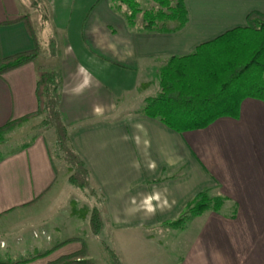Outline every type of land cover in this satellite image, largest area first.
Segmentation results:
<instances>
[{"label":"crops","instance_id":"1","mask_svg":"<svg viewBox=\"0 0 264 264\" xmlns=\"http://www.w3.org/2000/svg\"><path fill=\"white\" fill-rule=\"evenodd\" d=\"M184 1L188 22L172 33L140 31L142 19L130 28L111 0H94L73 13L61 11L56 25L60 37H52L36 61L0 77V128L38 111L37 69H55L62 80V120L101 192L102 215L112 231H121L124 241L137 238L157 245L145 231L175 220L198 193L212 189L227 200L218 211L192 217L175 229L181 232L172 249L179 255L168 257L175 264H264V102L248 98L238 118L222 117L184 133L141 112L146 98L160 89L165 60L246 26L250 13L264 12V0ZM36 12L32 0H0V23L25 14L32 18ZM35 32L41 48L48 32L36 27ZM35 47L24 21L0 25V59ZM155 76L156 92L148 85ZM108 80L120 81L123 90L143 87L142 108L116 116L128 104ZM22 144L0 146L2 235L15 214L48 202L56 183L46 140ZM48 189L41 201L26 206ZM188 224L194 225L192 232Z\"/></svg>","mask_w":264,"mask_h":264},{"label":"trees","instance_id":"2","mask_svg":"<svg viewBox=\"0 0 264 264\" xmlns=\"http://www.w3.org/2000/svg\"><path fill=\"white\" fill-rule=\"evenodd\" d=\"M155 6L142 11L140 0H111V7L123 13L130 28H136L137 17L142 14L140 31L172 33L184 27L189 19L184 0H152ZM124 7L127 12H124ZM29 15L25 14L0 25L24 21L34 38L33 50L0 59V77L7 72L37 60L40 44ZM160 89L155 96L146 98L142 113L157 119L170 129L184 133L206 128L222 117L238 118L244 100L248 98L264 102V12H252L247 17L246 26L226 31L213 40L204 42L185 55H172L159 70ZM60 74L55 69L39 66L37 69L36 93L39 109L22 119L8 122L0 128V146L7 140V133L16 125L43 115V125L51 126L56 133V145L73 172L69 181L84 190H92L95 184L85 160L76 152L70 142L68 127L61 113ZM52 160L54 155L50 149ZM0 153V161H1ZM56 181L59 170L53 160ZM50 189L42 193L26 206L41 201ZM227 200L223 195L205 189L191 199L178 218L165 223L174 229L182 228L187 220L209 210L218 211ZM103 202V200H102ZM102 210L92 209L90 224L92 232L99 235L103 228ZM82 241L81 249L62 255L47 264H96L89 258L87 243L77 237L65 239L62 243L35 255L16 260L0 258V264H26L45 258L63 244ZM112 264H123L120 257L108 248Z\"/></svg>","mask_w":264,"mask_h":264},{"label":"rangeland","instance_id":"3","mask_svg":"<svg viewBox=\"0 0 264 264\" xmlns=\"http://www.w3.org/2000/svg\"><path fill=\"white\" fill-rule=\"evenodd\" d=\"M93 1L32 0V4H34V8H37V12L32 18L28 15L30 16L29 19L32 22L34 30L36 27L37 30L41 28V30L48 32L44 38V42L41 43L40 52L42 49L43 51L47 49L46 46L50 44L49 42L52 37L55 39L60 37V33H57V26L59 25L57 21L61 11H69V13L72 11L73 13L74 11L82 10L86 4ZM140 5L142 11L155 6L152 0H140ZM123 11L127 12L128 10L124 7ZM141 19L142 14L138 15L137 24L141 23L139 21ZM116 74L118 75V73ZM108 83L117 92L120 90L122 94L120 97L128 104V107L121 109L116 116H122L142 108V98L139 96V92H142L143 87H140L137 91H131V89L129 91L128 89L123 90L119 88L120 81L108 80ZM148 85L150 89L156 92L155 90L158 88L156 76L154 77V81L150 80V84ZM151 94L155 96L157 93ZM38 117L37 119L34 117L27 120L20 127L17 126L19 129L12 128L7 133L6 142H15L17 143V147L21 148L23 142L30 143L39 139H45L54 155L53 160L59 170L58 178L48 202L43 206L39 204L24 210L20 214H15L13 219L10 220L12 222L6 225L9 228L7 229V233L5 235L0 233V258L16 260L21 257L35 255L37 252H44L62 243L67 238L77 237L87 243L89 258L96 264H112L108 248L117 253L123 264H175V260L172 257L170 258V256L168 257V254L179 255L177 252L174 254L172 247L177 241L176 233L181 231L171 229L172 227L162 226L145 231L146 235H153L157 239V245L149 244L147 240L141 239L137 241V238L124 241L123 233L121 231H112L107 218H104V216L102 219L104 225L101 233L95 235L92 232L90 224L92 209L96 206L103 212L101 192L95 184L92 185L91 191H82L69 181L73 170L67 160L58 151L55 130L51 126L46 127L43 125V115ZM46 228H49L48 232L44 230ZM188 228L192 232L194 225L188 224ZM153 241L151 240V242ZM158 241L160 244H158ZM81 246L82 241H72L63 244L52 255L45 258L51 260L61 254L79 250Z\"/></svg>","mask_w":264,"mask_h":264}]
</instances>
